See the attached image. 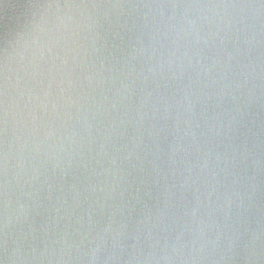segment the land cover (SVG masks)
<instances>
[{
    "label": "water",
    "instance_id": "95a60500",
    "mask_svg": "<svg viewBox=\"0 0 264 264\" xmlns=\"http://www.w3.org/2000/svg\"><path fill=\"white\" fill-rule=\"evenodd\" d=\"M0 264H264V0H0Z\"/></svg>",
    "mask_w": 264,
    "mask_h": 264
}]
</instances>
